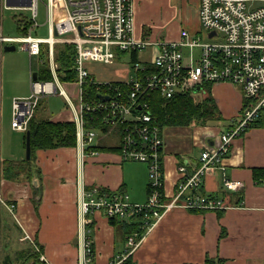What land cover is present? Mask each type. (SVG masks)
<instances>
[{
	"label": "built area",
	"instance_id": "obj_1",
	"mask_svg": "<svg viewBox=\"0 0 264 264\" xmlns=\"http://www.w3.org/2000/svg\"><path fill=\"white\" fill-rule=\"evenodd\" d=\"M39 1L0 0V13L3 8L13 7L31 12L27 30L22 35H0V55L5 44L20 42L21 47L34 55L41 52L42 43H47L54 76L53 80L47 81L32 77L31 93L13 98L12 127L27 130L41 93L59 91L73 102L57 76L54 59L56 42L71 43L77 73L74 80V94L78 101L75 107L76 138L82 154L88 145L94 144L99 130L87 127L86 116L97 111L102 113L105 124L124 126L122 158L143 161L148 166L149 193L145 202H132L126 192L101 194L97 185L83 189L79 199L83 228L90 222L88 214L92 210H104L109 217L139 216L146 232L163 212L176 206L226 208L223 198L196 190L211 170L218 167L225 170L223 161L241 133L250 126L264 125V0H200V23L207 30V40L202 34L190 33L185 28L181 29L178 40L137 38L133 0H64L65 9L58 19L53 18V0H46L48 35L41 37L34 33L39 26ZM254 1L262 3L253 7L248 5ZM150 46L156 49L152 61L133 62V73L128 78L101 81L87 66L89 61L113 64L119 57L117 51L145 50ZM88 80L107 84V90L99 94L108 95V99L101 98L99 94L96 98L84 99L83 86ZM121 83H125L126 88ZM214 83L240 84L247 100L226 129L212 131V141L205 144L195 169L188 171L184 163L179 164L176 191L172 196H166L163 130L148 111L150 103L147 96L153 92H159L164 97L181 92H202L207 84ZM259 181L264 183V178ZM223 183L231 190L244 185L242 180L227 176ZM2 204L10 210L15 208V204L7 203L0 193V206ZM144 234L138 237V232L134 231L128 235L130 252L139 245ZM85 235L84 261L91 264L93 240L90 234ZM45 260L42 254L35 264H45Z\"/></svg>",
	"mask_w": 264,
	"mask_h": 264
},
{
	"label": "crops",
	"instance_id": "obj_2",
	"mask_svg": "<svg viewBox=\"0 0 264 264\" xmlns=\"http://www.w3.org/2000/svg\"><path fill=\"white\" fill-rule=\"evenodd\" d=\"M161 1L167 13L158 20V24L153 25L155 20L152 18L158 14L152 15L148 11L150 0H133L137 38H154L162 24L167 23L166 28L175 26L170 24L178 25L176 18L181 22L179 28H185L190 33H203L199 17L200 0ZM60 12L53 6L54 19L60 17ZM147 24L150 25L149 30L144 29ZM181 29L172 39L159 36L156 40H178ZM43 48L47 50L45 54H41ZM42 50L39 54H29L30 58L38 57L39 65L50 61L48 44L43 46L42 43ZM154 50L155 46L137 50V59L140 60V52L147 51L153 55ZM147 57L142 60L150 63L152 59ZM49 65L51 67L50 62ZM33 72L35 70L30 68V80ZM221 84L214 83L211 92L223 119H226L223 127L197 124L191 140L182 137L178 131L177 134L170 133L175 136L170 139L171 130L166 133L168 126L163 129L166 196H172L176 191L179 164L184 163L188 171L195 169L205 144L212 141V131L226 129L246 102L240 94L217 89ZM198 93L204 95L206 91ZM227 96L234 102L229 101ZM70 104L71 107L46 118L75 121L77 105L74 102ZM214 122L221 124L222 120ZM176 126L169 125L171 129L178 128ZM22 139L25 148L24 136ZM94 144L118 146L120 143ZM120 152L117 149H100L96 152L85 150L82 154L78 144L40 148L36 150L32 162L34 177L29 179L24 174L15 180L0 177L1 195L7 203L15 204L14 210L6 204L0 206V264H35L42 254L45 264H85V234H90L93 240L91 264H118L130 254L138 264H204L207 257L224 258V264H264V183L254 177V169L264 167V125H253L241 133L223 161L225 170L220 167L211 170L196 190L223 198L226 208H170L145 232L132 252L128 248L127 233L113 224L104 210L90 211V222L85 228L79 210L82 190L95 185L107 191V195L126 192L132 202L147 200V163L123 159ZM23 158H27L26 149L25 156L11 159L21 161ZM135 161L145 163L146 167ZM138 169L141 171L138 172ZM225 176L242 180L244 185L237 190L227 189L223 183ZM35 252L39 255L37 260Z\"/></svg>",
	"mask_w": 264,
	"mask_h": 264
},
{
	"label": "rangeland",
	"instance_id": "obj_3",
	"mask_svg": "<svg viewBox=\"0 0 264 264\" xmlns=\"http://www.w3.org/2000/svg\"><path fill=\"white\" fill-rule=\"evenodd\" d=\"M46 0H40L38 5V16L37 20L39 26L35 28V32L39 36H47L48 35V20L46 19ZM148 4V11L151 14L157 13L158 16L153 17L152 22L153 25L158 24V20L163 18V15L167 13V10L163 8V3L161 0L157 2H153L150 0ZM261 1L249 2L248 5L253 7L261 4ZM53 6L62 13L65 9L63 0H53ZM0 35H8V36H19L22 35L23 32L19 29V20H29L31 18V12L28 9L24 8H3L0 13ZM178 21V25L170 24L175 26H170L166 28L165 25L167 23L162 24L160 30H157V33L154 35V38L145 37L144 39H159L160 37L172 39L181 29L179 25H181L180 19L176 18ZM150 27L149 24L145 25L144 29ZM165 28V30H163ZM202 35L205 40H207V30H202ZM166 33V34H165ZM210 37H208L209 39ZM161 39V38H160ZM197 50V49H196ZM156 52V49L154 50ZM0 57V160L14 158L20 156H25V148L23 146V136L24 131L15 129L11 125L12 121V102L13 98L18 94H30L31 93V80H30V68H33L37 71L39 66L38 57L34 56L30 58L27 50H24L20 46V42H16L15 50H7L4 49L1 52ZM145 56H148V59H153L154 55H150L149 52L144 51L139 53V59L142 60ZM143 61V60H142ZM88 68L95 75L98 80L106 81V80H119L121 78H128L133 73L132 62H131V51L121 53V58L116 60L113 64H104L102 62L89 61L87 63ZM118 74V75H116ZM60 80V79H59ZM59 89L61 86L58 81L54 80ZM61 81V80H60ZM62 86L66 89L67 93L71 96L73 102L78 106L77 96L74 94L76 89V84L74 81H61ZM73 86V87H72ZM227 89L232 93L243 94V89L240 84H230V83H222L218 86L217 89ZM41 97L39 99L38 110H40V116L42 117H53L58 114L61 110L67 109V107H71L70 100L59 91L56 93H41ZM232 95V94H231ZM202 94L197 93L196 98L201 99ZM228 97V96H227ZM233 97V96H231ZM244 97V96H243ZM234 98V97H233ZM245 101L247 100L246 97ZM229 101L231 98L228 97ZM228 99H224V102H228ZM238 101V100H237ZM236 102V101H235ZM230 103V102H229ZM244 104V103H243ZM47 108L49 110H47ZM226 119H222V123L210 121L208 125L212 127H216L220 125L223 127L225 125ZM197 124L203 123H192L189 125H178V128L167 127L165 132L171 130L169 132L170 139H173L175 136L170 133H178L182 137L188 138L191 140L192 136L195 133ZM205 125V124H204ZM202 127V125H201ZM207 127V126H206ZM251 127V126H250ZM248 127V128H250ZM119 126H109L107 130L99 129L97 131V136L94 139V143L100 144H118L121 142V132ZM247 128V129H248ZM205 129V128H202ZM225 129V127H224ZM178 131V132H177ZM164 138V137H163ZM166 138V135H165ZM165 140V139H164ZM165 142V141H164ZM129 162V161H127ZM137 162V161H135ZM146 167V164L143 162H137ZM141 170L138 169V172ZM1 176V175H0ZM2 178H4L2 176ZM146 199V196L143 200ZM15 218L14 214L12 215ZM8 219V218H7ZM2 242V237H1ZM26 244V240H24Z\"/></svg>",
	"mask_w": 264,
	"mask_h": 264
},
{
	"label": "trees",
	"instance_id": "obj_4",
	"mask_svg": "<svg viewBox=\"0 0 264 264\" xmlns=\"http://www.w3.org/2000/svg\"><path fill=\"white\" fill-rule=\"evenodd\" d=\"M29 21L19 20V29L24 33L27 30ZM47 43H43V46ZM42 50V49H41ZM47 50L43 48L41 54H45ZM121 51H117V55L121 57ZM75 51L74 46L71 43L56 42L54 44V59L57 63L56 73L61 81H74L77 77L75 69ZM137 59L136 51H131V62H135ZM37 77V80L47 81L53 80V72L49 65V60L39 65L38 71L33 72V76ZM114 84H119L115 82ZM126 88L125 83H121ZM212 84H207L204 88L206 93L201 99L196 98L198 92H181L176 93L172 97H164L159 92H153L147 96L150 106L148 111L153 115L154 120L157 122L161 131L169 125H189L192 123H208L212 121H220L223 116L220 112L215 97L211 92ZM107 90V84L91 83L89 80L84 83L83 92L84 99L96 98L101 91ZM39 103L33 113L27 130L24 131V145L26 146L27 132L30 133L31 141V158H23L21 161H15L11 158L0 160V177L8 179H19L22 174L27 175L30 178L34 177V167L32 162L35 158V152L40 148H55L60 146H75L77 145L76 138V122L74 120H52L50 118L41 117L38 115ZM87 127H97L101 130H107L109 125L105 124L102 120V113L92 112L86 116ZM121 132V142L116 145H97L92 144L86 147L87 151L110 149V150H122V136L124 133V126L119 125ZM163 133L161 132V135ZM121 153V152H120ZM254 177L261 179L264 177V167L254 169ZM38 189V188H37ZM100 193H107L103 188H99ZM149 193V182H148ZM109 219L113 224L123 229L124 233L128 235L134 231L138 232V237L142 236L145 232V228L142 227V221L139 216H133L130 218H121L119 216H110ZM35 259L37 260L39 255L35 252ZM35 260V261H36ZM224 258L218 257L216 259L209 258L205 260L204 264H224ZM118 264H138L133 260L131 254L126 256Z\"/></svg>",
	"mask_w": 264,
	"mask_h": 264
},
{
	"label": "water",
	"instance_id": "obj_5",
	"mask_svg": "<svg viewBox=\"0 0 264 264\" xmlns=\"http://www.w3.org/2000/svg\"><path fill=\"white\" fill-rule=\"evenodd\" d=\"M3 49L5 51L7 50H15L16 49V44H5ZM34 80H37V77L34 75L33 76ZM199 88H197V91H198ZM101 98H104V99H108V95H105V96H102L101 94H99ZM26 157L27 158H31V155H32V152H31V141H30V133L29 131L27 132V136H26Z\"/></svg>",
	"mask_w": 264,
	"mask_h": 264
}]
</instances>
